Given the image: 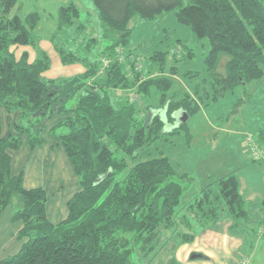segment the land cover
Wrapping results in <instances>:
<instances>
[{
  "label": "trees",
  "instance_id": "obj_1",
  "mask_svg": "<svg viewBox=\"0 0 264 264\" xmlns=\"http://www.w3.org/2000/svg\"><path fill=\"white\" fill-rule=\"evenodd\" d=\"M91 2L97 27L83 20L75 3L59 7L55 17L47 18L50 25L39 12L22 13L20 0H0V107L8 114H20L16 131L27 136L32 149L44 144L34 126L68 116L54 132L68 131L58 135L81 188L68 203L67 220L51 224L46 193L26 190L23 174L12 175L8 151L18 150L22 141L2 137L0 115V216L18 201L13 221L23 225L17 235L20 251L0 264H154L162 248V228L175 229L176 249L174 257L157 264H181L176 252L197 237L175 227V218L188 219L180 217L187 205L199 230L225 219L231 223L229 235L264 239L260 235L264 216L254 218L255 229L251 225L254 209L264 213V202L256 206L246 202L236 175L219 179L188 202L189 176L180 175L165 154H150L152 146L170 134L184 133L182 137L191 139L188 119L172 131L167 129L175 124L176 113L192 117L227 93L264 82V0ZM167 14L190 32L194 42L208 43L205 74L188 70L180 74L179 63L194 54L183 41L175 40L147 57L131 48L133 19L151 22ZM90 25L94 32L99 27V32L94 34ZM41 41L53 45L63 65L85 69L77 77L86 84L85 90L73 107L53 88L71 80L44 77L51 69L46 52L38 51L33 62L28 52L16 56L19 48L39 50ZM222 58L227 60L223 77L215 74ZM138 59L142 69L137 68ZM203 74L210 76L204 79ZM178 75L187 83L201 78L182 92L171 78ZM253 134L264 149V130ZM188 230H193L191 222Z\"/></svg>",
  "mask_w": 264,
  "mask_h": 264
},
{
  "label": "crops",
  "instance_id": "obj_2",
  "mask_svg": "<svg viewBox=\"0 0 264 264\" xmlns=\"http://www.w3.org/2000/svg\"><path fill=\"white\" fill-rule=\"evenodd\" d=\"M173 42L174 41H170V43H167L165 48ZM156 50H159V48L151 47L146 52L151 51L152 53V51L155 52ZM22 53L23 52L21 51L20 56ZM188 58L194 61V57ZM30 60L33 62L35 59H32L30 56ZM226 62L227 60L223 58L218 69L220 70V74L222 76L225 75ZM189 68H191V66H189ZM185 69V71H187V68ZM84 72L85 69L80 65L79 71L74 72V77L66 78L71 81L64 86L72 84L76 81V78ZM188 72L194 73L195 71L188 70ZM80 87L81 84L78 83L76 94L66 100L70 101V99H74L71 101L74 102L73 104L75 105L78 98L76 95L81 94L82 92ZM190 88L191 87L188 85V89ZM263 89V81L254 82L248 85L245 89H239L238 91H241L242 96L240 104L241 107L237 109L236 103L231 115L226 117L223 116L221 110L210 108L211 110H209L211 111V114L204 115V117L208 120L207 130H201L200 128L195 127V116L198 115V113L200 114L202 110L215 106L220 100L212 105L201 107V110L197 114L189 118L186 117V114L182 111L178 113V115H181V123L188 119L186 122L189 125L188 129L191 139L187 141L185 138V145H187L189 152L202 148L201 144L208 145L210 143L212 148H214L210 149L207 153L201 152L198 155L197 163H192V176L189 171L190 168L185 169L181 168L180 164L177 165L178 173L180 175L189 176L188 182L192 184V181L195 179L198 172L196 169L197 164L206 163V165L200 170L202 179L204 180V185L200 186L199 190L206 189L208 187L207 183L210 181H218L220 179V175L223 176L226 174L227 169H233L235 165H239V162H235L233 164L228 163L226 156L222 155L217 161L212 160L210 162H206L205 156H214L219 150L217 139L219 138L220 132L235 129L236 135H239L238 143H243V139L245 142V134L247 132H255V129L257 131L260 129H262V131L264 130V124H262V120H264V104H259L262 101V97H259L261 94L257 93ZM228 94L234 93H227L225 97ZM248 100H251L249 104H247ZM63 102L65 103L64 100ZM0 115L2 119V137L8 138L10 136H15L20 138L22 141V146L18 150L8 151V154L12 159V175L18 176L23 174V187L26 190L42 189L46 193L48 198L46 204V215L51 224L58 225L66 221L68 218V203L78 192L81 191L78 178L74 171V166L66 154L62 141L58 135L61 130L54 132V129L58 126V124L67 119L68 116H57L52 119H46L43 120L40 125L34 126L33 128L35 133L44 140V144L32 149L27 136L18 134L16 131V126L20 124V114H8L4 108L0 107ZM175 119L177 120L176 117ZM178 121L179 119L171 126H174V128L179 127L181 123H178ZM228 133L231 134L230 131H228ZM240 137H243V139ZM179 141L181 142V140ZM216 145L218 147H215ZM233 159L236 158L234 157ZM215 171L218 172V175L214 173ZM233 174L236 175L240 181L241 193L246 202L252 203L255 206L264 202V185L263 182L257 178V176L253 175L245 180L247 174L243 176L237 173ZM192 187L193 189L189 185L187 186V199L190 201H192L199 193V190L195 189L193 185ZM13 211V208H8L0 216V262L15 256L21 249V243L18 241L17 235L23 225L19 221H13ZM263 216V212H259L257 209H254L251 221V225L253 227H251L252 229L257 227L255 226V219L261 220ZM225 222L226 221L219 222L209 229H197L195 231L197 237L194 243L191 245H185L177 253V258L181 264H242V258L245 257L243 256L244 252L249 254V256L247 255V259L249 260L248 264H264V239L256 240L246 238L245 233H241L238 236L229 235L228 230L231 223L229 221ZM193 254H200L205 257V260L199 259L192 261L191 257Z\"/></svg>",
  "mask_w": 264,
  "mask_h": 264
},
{
  "label": "rangeland",
  "instance_id": "obj_3",
  "mask_svg": "<svg viewBox=\"0 0 264 264\" xmlns=\"http://www.w3.org/2000/svg\"><path fill=\"white\" fill-rule=\"evenodd\" d=\"M69 3H75L77 7H79V9L82 11L83 20L89 21V22L90 21L95 22L94 27L98 26L97 11L93 3L91 2V0H20V4L22 5L21 7L22 13L28 14L30 12H39L41 13V16L43 14V22H47L50 25H51V22L48 21V19H51L52 15H54L55 17V13L57 12V9L59 7L63 5L67 6V4L69 5ZM130 27L132 28V31H133L131 48L134 47V49L137 51L139 56L147 57L151 53V51H148V52L146 51L149 50L151 47L153 48L157 47L159 48V50L160 49L165 50L166 44L170 43V41H175V40L183 41L185 44H187L193 49L194 54L190 57H194V61H192L189 58L183 59L182 62L179 63L180 74L182 75L183 73L186 72L185 68H187V70L200 71V72H203L204 74L206 73L205 59L207 56V51L209 49L208 43L200 44L198 42H194L191 38L190 32L184 27L176 24L173 18L171 17V15H168V14L163 15L162 17L154 21H151V22L144 21L139 18H135L132 20ZM89 28L92 29V31L94 32L93 27L91 25L89 26ZM97 32H99V27L96 28V31L94 32V34H97ZM175 42H173L172 45ZM38 45H39L38 46L39 50H35L31 47H25V48H19L16 52H15L16 50L15 49L14 52L16 53L17 57H20L21 51L22 52L28 51L32 59H35L37 57L38 51L46 52L50 56V59H51V69L45 75V78L49 81L50 80H64L66 78L74 77V72L79 71L80 69L79 64H75L71 66L63 65L61 63L60 57L58 56L57 52L55 51L53 45L50 42L41 41ZM103 45L104 47H106L107 44L104 43ZM189 66H191V68H189ZM218 71L219 72L218 73L215 72V74L223 77L220 74V70ZM204 74H203V78H208L210 76V75L207 76ZM181 75L173 76L171 78L172 80L176 82L177 86L181 85L182 92L188 89V85L193 86L195 84L194 80L195 82L197 80H200V78H197V79L193 78V79H189L187 83V79L183 80L182 78H180ZM77 82L81 84L80 88H81V91L83 92L85 90L86 84L80 82L79 80H77V78H76V81H74L72 84H69L67 86H64L65 84H63V85H56L55 87H53L55 90L57 89L56 91L59 93L61 99L64 100L65 103L69 106L74 105L73 104L74 102L71 101L74 99H70V101L69 100L67 101L66 99H69L76 94L77 89H78ZM257 93L261 94L259 95V97H262V101H263L264 89ZM79 95L80 94L76 95V97H78ZM156 97L159 98L157 95ZM157 98L153 100L152 102L154 105L157 104ZM241 99H242L241 91H236L234 94H228L225 98L221 99L215 106L208 107L202 110L200 114L198 113V115L195 116V127L200 128L201 130L202 129L207 130L208 120L206 117H204V115L211 114L210 108H216L217 110H221L223 116L226 117L228 115H231L232 111L234 110L235 104L238 103V101ZM262 101L259 104L261 105L264 104V101L263 102ZM250 102L251 100H248L247 104H249ZM163 112L164 111H162L161 114H163ZM151 114H153V112L149 113V115ZM174 116L177 118V120L179 119L178 123L182 122L180 121L181 115H178V113H176ZM262 124H264V120H262ZM173 128L174 126L168 125L167 129L169 131H172L175 129ZM228 131H230L231 134L228 133ZM228 131L219 133V138L217 139L218 144H219V150L214 156L213 155L205 156L206 162H210L212 160L217 161L221 158V155L226 156V160L228 161V163L233 164L235 162H239V165H235L233 169H227L226 174H224L223 176L220 175V179L227 177L228 175H231L233 173H237L242 176L247 174V176L245 177V180H247V178L254 175V176H257V178L260 181H262L264 185V175H263L264 169L262 165L259 162L252 161L250 157L251 156L250 150L246 142H244L243 137L242 138L240 137L241 139H243V143H238L239 135H236V130L231 129ZM256 131L257 130L255 129V132ZM67 132L68 131L66 129H63L61 131V134L63 133L66 134ZM255 132H247V133L253 134ZM183 135L185 134L183 133L181 135H175V134L168 135L167 137L163 138V140L157 142L154 146H152V150H150V154L152 156H155V155L161 156L162 153L165 154L164 156H167L174 166L177 167V165L180 164L181 168H185V169L190 168L189 171L192 176L193 175L192 173L193 164L192 163L193 162L197 163L198 155L201 152L207 153L210 149H214V148H212L210 143L208 145L201 144L202 148L196 149V151L189 152L187 145H185V138L182 137ZM179 140H181V142ZM215 147H218V146L216 145ZM234 157L236 159H233ZM205 165H206L205 162L197 164L196 169L198 170V172L196 174V177L195 179L192 178L193 179L192 184L190 182L188 183V185L192 189H193L192 185L197 190L200 189V186L204 185V180L202 179V174L200 170ZM181 172H184V171H181ZM214 173L218 175L217 171H215ZM207 186L213 187L215 186V182L210 181L207 183ZM202 190H199L198 192H201ZM188 202H191V201L188 200ZM10 208H13L14 210L13 212L18 210L19 209L18 201H15L13 206ZM190 210L191 209L189 205L183 206L181 213H180V217L185 215L188 218V219H185L183 222L178 217L174 219L175 227L178 232L185 233V234L188 232V234L190 233L191 235V234H195V231L198 229L197 227L199 226V223L196 220H194L193 212H191ZM224 221L226 220L224 219ZM190 222L193 226V230L187 231V227L189 226ZM174 230L175 229L164 230L162 228L161 231L159 232V235H160L159 245H161L162 248L160 252L158 253L157 257L155 258L154 264H157V262H159L160 260L162 261V259L170 260V258L175 256V249H176L175 245L176 244H175L174 238L176 237V235H174L175 234ZM177 253L178 252H176V255ZM247 255L249 256L247 252L243 253V256H245V258L248 257Z\"/></svg>",
  "mask_w": 264,
  "mask_h": 264
},
{
  "label": "built area",
  "instance_id": "obj_4",
  "mask_svg": "<svg viewBox=\"0 0 264 264\" xmlns=\"http://www.w3.org/2000/svg\"><path fill=\"white\" fill-rule=\"evenodd\" d=\"M137 68L138 69H142V62H140V60H137ZM107 67V62L103 61V69ZM245 142L248 145V148L250 150V154H251V159L253 161L259 162L264 169V149H262L261 145L258 143V139L254 134H250L247 133L245 135ZM264 175V173H263ZM260 235L264 236V228H262V230L260 231ZM242 264H248V259L245 258L242 261Z\"/></svg>",
  "mask_w": 264,
  "mask_h": 264
},
{
  "label": "water",
  "instance_id": "obj_5",
  "mask_svg": "<svg viewBox=\"0 0 264 264\" xmlns=\"http://www.w3.org/2000/svg\"><path fill=\"white\" fill-rule=\"evenodd\" d=\"M164 118H166V117H164ZM165 122H167V120H165ZM167 127H168V125H167ZM201 258L202 257L200 255H192L191 260L194 261V260H198V259H201Z\"/></svg>",
  "mask_w": 264,
  "mask_h": 264
},
{
  "label": "flooded vegetation",
  "instance_id": "obj_6",
  "mask_svg": "<svg viewBox=\"0 0 264 264\" xmlns=\"http://www.w3.org/2000/svg\"><path fill=\"white\" fill-rule=\"evenodd\" d=\"M170 125H172V124H170Z\"/></svg>",
  "mask_w": 264,
  "mask_h": 264
},
{
  "label": "bare ground",
  "instance_id": "obj_7",
  "mask_svg": "<svg viewBox=\"0 0 264 264\" xmlns=\"http://www.w3.org/2000/svg\"><path fill=\"white\" fill-rule=\"evenodd\" d=\"M192 75V74H191Z\"/></svg>",
  "mask_w": 264,
  "mask_h": 264
}]
</instances>
